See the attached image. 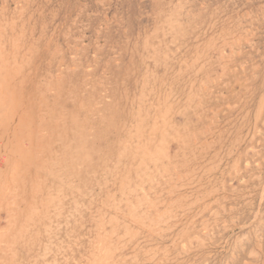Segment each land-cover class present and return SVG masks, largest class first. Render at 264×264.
<instances>
[{"label":"rangeland","instance_id":"rangeland-1","mask_svg":"<svg viewBox=\"0 0 264 264\" xmlns=\"http://www.w3.org/2000/svg\"><path fill=\"white\" fill-rule=\"evenodd\" d=\"M263 9L0 0V43L20 77L0 109V180L8 152L20 183L14 206L0 201V264L84 262L94 214L123 212L127 195L136 234L111 264H264Z\"/></svg>","mask_w":264,"mask_h":264},{"label":"bare ground","instance_id":"bare-ground-1","mask_svg":"<svg viewBox=\"0 0 264 264\" xmlns=\"http://www.w3.org/2000/svg\"><path fill=\"white\" fill-rule=\"evenodd\" d=\"M6 1V0H5ZM217 1V0H216ZM236 1V0H235ZM245 1V0H244ZM204 5V4H203ZM232 7V6H231ZM20 8V7H19ZM263 8V7H262ZM17 9V8H16ZM220 10V9H219ZM264 10V9H263ZM260 14V13H259ZM1 17V15H0ZM2 18V17H1ZM108 20V19H107ZM1 19H0V23H1ZM103 22V21H102ZM209 22V21H208ZM173 23V22H172ZM223 26V25H222ZM3 27V24H0V28ZM15 27V26H14ZM223 28V27H222ZM26 31V30H25ZM100 31V30H99ZM44 33V32H43ZM20 34V33H19ZM2 36V35H0ZM1 38V37H0ZM221 38V37H220ZM18 35L17 34H13L11 37V41L12 44L14 45H19L18 42ZM24 42V41H23ZM239 42V41H238ZM85 45V44H84ZM97 45V44H96ZM4 42L0 43V109H4L6 111V109L8 110V108L11 109V94L9 92V90L11 89V85L14 83V79H19L20 77H12L10 76V72L9 69L11 67V62L15 61L19 63V58L18 55L13 54L12 57H8V54L6 53L5 47H4ZM80 47V46H79ZM248 48V47H247ZM64 52V51H63ZM59 54V53H58ZM114 55V54H113ZM256 57V56H255ZM252 59V58H251ZM243 67V66H242ZM74 68V67H73ZM19 82V81H17ZM16 83V82H15ZM203 90V89H202ZM168 97V96H167ZM26 103V102H24ZM264 103V102H263ZM85 108V107H83ZM91 110V109H90ZM89 110V111H90ZM215 110V108H214ZM11 111V110H9ZM169 111V110H168ZM42 112V111H41ZM45 112V111H44ZM7 113V112H6ZM167 113V112H166ZM169 113V112H168ZM164 114V113H163ZM160 114L161 116V120L162 123L163 122H167L170 119V116L168 114ZM156 118V117H155ZM74 119V118H73ZM79 124V120L77 121ZM76 122V123H77ZM253 123V122H252ZM75 124V122H74ZM167 124V123H166ZM133 125V124H132ZM164 125V124H162ZM169 125V124H168ZM159 126V125H158ZM145 127V126H144ZM165 127V126H164ZM152 129V128H151ZM165 129V128H164ZM174 131V130H173ZM164 133V132H163ZM179 134V133H178ZM143 136V135H142ZM179 137V136H178ZM141 143V142H140ZM137 144V143H136ZM129 145V144H128ZM138 145V144H137ZM157 147V146H156ZM253 149V148H252ZM27 150V149H25ZM145 150V149H144ZM148 150V149H147ZM143 151V150H142ZM122 152V151H121ZM148 152V151H147ZM146 153V152H145ZM144 153V154H145ZM165 153V152H164ZM37 156V155H36ZM151 156V155H149ZM257 158V157H256ZM19 159V158H18ZM148 159V158H147ZM57 160V159H56ZM149 160V159H148ZM152 161V160H151ZM154 163V162H153ZM5 164V165H4ZM4 167L7 165L9 167V174L6 178L1 179L0 180V201H5L7 202V204H9L11 207L14 206V202H13V192H15L16 186L17 189L20 186V183L17 184L18 180L15 177V170H16V164H17V160L15 158H12V156H10V154L7 152L6 156L4 157ZM149 164V163H148ZM155 164V163H154ZM181 164V163H180ZM1 165V164H0ZM175 165V164H174ZM80 166V165H79ZM180 166V165H179ZM3 167V166H1ZM159 167V166H158ZM151 168V167H150ZM178 168V167H177ZM11 169V170H10ZM176 169V168H175ZM54 170V169H53ZM153 170V169H151ZM4 171V170H3ZM49 171V169H48ZM55 171V170H54ZM104 172V171H102ZM162 171H159V173ZM135 173V172H134ZM163 173V172H162ZM171 173V172H170ZM177 173V172H176ZM179 173V172H178ZM177 175V174H176ZM175 176V175H174ZM186 176V175H185ZM1 177V176H0ZM178 177V176H177ZM159 178V177H158ZM157 178V179H158ZM180 178V177H179ZM156 179V178H155ZM165 179V178H164ZM171 179V178H170ZM183 180V179H182ZM154 181V180H153ZM39 182V178L36 177L34 180V185L35 188L38 186ZM157 182V180H156ZM167 182V181H166ZM22 183V182H21ZM107 184V183H106ZM125 183H123L124 185ZM164 184V183H163ZM114 185V184H113ZM122 185V187H123ZM159 185V184H158ZM264 186V185H263ZM182 187V186H181ZM119 188V187H118ZM114 191V190H113ZM128 191L129 193L134 191L133 189H130V187H128ZM155 192V191H154ZM182 192V191H181ZM176 193V192H175ZM105 194V193H104ZM114 194V192H113ZM159 194V193H158ZM76 195V194H75ZM123 195V194H121ZM113 196V195H112ZM83 197V195H82ZM143 197V194H142ZM261 197V196H260ZM35 198V197H34ZM205 198V197H204ZM30 200V199H29ZM79 200V199H78ZM77 200V201H78ZM137 199H135L136 201ZM121 202H123V207L125 208V210L122 212V210H120V208L118 207V204H111L108 205V207H110L109 209H107L106 207V212L104 213H98L97 215L94 214L93 216V220L95 223V229H94V236L93 237H89L88 241V249L85 252V259L84 262L81 261L80 258H73L74 259V264H111V262L115 259L116 256L120 255L123 252H127L129 250L128 247H130L132 244V242H134V237H135V231L133 230L134 227L131 226L132 222H136L138 219H136L133 215H134V209L132 207L131 204V199L129 198V195H127L125 197L124 200H122ZM172 202V201H171ZM2 203V202H0ZM119 203V202H118ZM206 203V202H205ZM0 205H4V204H0ZM106 205V204H105ZM151 206L153 208H156L154 203H151ZM5 207V205L3 206V208ZM10 207V209H12ZM105 207V206H104ZM150 207V206H149ZM2 208V207H1ZM6 208V207H5ZM152 208V209H153ZM172 208V207H171ZM170 208V209H171ZM191 208V206H190ZM8 209V208H7ZM151 209V208H150ZM193 209V208H192ZM5 211V210H4ZM27 211V210H26ZM158 211V210H157ZM9 212V211H8ZM91 212V211H90ZM195 212V211H193ZM192 212V213H193ZM13 213V211H12ZM138 213V212H137ZM136 213V214H137ZM141 213V212H140ZM139 213V214H140ZM166 213V212H165ZM170 213V212H169ZM177 213V212H176ZM5 215H8L7 213ZM10 215V213H9ZM14 215V214H13ZM119 215H121L123 217V222L121 223V221H118ZM145 215V214H144ZM159 215V213H158ZM229 215V214H228ZM155 216H157L155 214ZM155 216L153 218H155ZM162 216V214L160 215ZM197 216V215H196ZM195 216V217H196ZM6 217V216H5ZM8 217V216H7ZM6 217V218H7ZM184 217V216H183ZM255 217V216H254ZM4 218V217H3ZM12 218V217H11ZM152 218V219H153ZM257 217H255L256 219ZM5 219V218H4ZM9 219V218H8ZM142 220V219H141ZM179 221V220H178ZM186 221V220H185ZM154 223L152 224L153 227H155L154 231L159 232L160 231V222L161 220H159V217H156V221H153ZM6 223V222H5ZM139 223V222H138ZM165 223V222H164ZM190 223V222H189ZM226 223V222H225ZM5 225V224H4ZM6 229L8 228V231L11 230V227L13 225L12 221L9 219L8 220V224H6ZM109 225V226H108ZM142 225V224H141ZM2 226V225H1ZM0 226V227H1ZM105 226H108V229H106ZM143 227V226H142ZM146 227V225H145ZM147 227H151L147 226ZM3 228H5V226H3ZM3 228H0V236L3 237L2 232H4ZM133 228V229H132ZM181 228V227H180ZM203 228H205L203 230V232L206 230V232L208 233V230L206 229V226L204 225ZM149 231V230H148ZM206 232H204L205 234H207ZM135 233V234H134ZM2 234V235H1ZM5 234V233H4ZM209 234V233H208ZM6 235V234H5ZM4 235V236H5ZM200 237V236H199ZM6 238V237H5ZM2 239V238H1ZM200 239V238H199ZM3 240V239H2ZM146 240V239H145ZM197 240V239H196ZM1 241V240H0ZM201 242V241H200ZM7 243V242H6ZM184 244V243H183ZM186 244H184L185 246ZM10 246V245H9ZM183 246V247H184ZM9 248V247H8ZM185 248V247H184ZM1 249H3V246H1ZM6 249V248H5ZM63 249V248H62ZM152 250V249H150ZM65 251V249H64ZM145 251V250H144ZM146 252V251H145ZM129 253L131 254V251H129ZM81 254V253H80ZM229 254V253H228ZM233 255V254H232ZM128 256V255H126ZM125 258V257H124ZM185 258V257H184ZM127 259V257H126ZM213 259V258H212ZM120 260V259H119ZM157 261V260H156ZM46 262V261H45ZM158 264V263H157Z\"/></svg>","mask_w":264,"mask_h":264}]
</instances>
